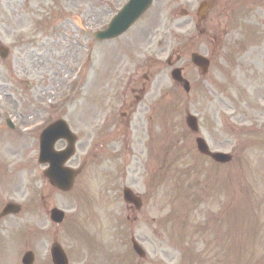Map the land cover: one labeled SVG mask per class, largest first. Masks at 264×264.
<instances>
[{
	"label": "rangeland",
	"instance_id": "rangeland-1",
	"mask_svg": "<svg viewBox=\"0 0 264 264\" xmlns=\"http://www.w3.org/2000/svg\"><path fill=\"white\" fill-rule=\"evenodd\" d=\"M126 1L0 0V44L9 50L7 58L0 57V211L10 201L22 205L21 211L0 219V264H22L27 250L34 253L32 264H52L49 246L54 240L69 264H264V129L252 128L257 118L264 126V105L261 113L254 111L255 99L264 102V0H215L201 20L196 10L206 0H154L124 36L96 41L92 31ZM241 15L247 26H259V40H248L253 44L246 47L224 46L235 37L246 38L238 30ZM177 45L181 58L175 62ZM193 51L211 60L205 76L190 61ZM232 51L238 55L234 65L228 60ZM169 57L172 66H182L189 93L171 79ZM152 58H160L163 68L147 83L144 62ZM136 78L150 88L138 102L145 123L138 127L139 135L133 125L124 127L118 159L108 156L99 165L87 160L71 191L53 190L37 162L39 132L22 135L6 125V118L23 125L36 120L68 79L71 93L76 92L70 119L79 131V97L91 101V118L94 99L129 111L130 101L141 94L126 96L127 84ZM84 81L87 86L78 92ZM162 86L164 128L159 117L147 120ZM188 112L197 117L200 134L212 149L233 153L230 162L217 164L197 154L185 122ZM148 126L154 139L147 138ZM85 149L79 140L71 163L79 164ZM162 165L167 175L156 202L144 190ZM187 167L182 180L193 189L183 198L178 174L182 177L180 169ZM123 185L143 195L141 209L123 201ZM53 206L65 211L59 224L50 220ZM131 235L146 250L144 260L133 254Z\"/></svg>",
	"mask_w": 264,
	"mask_h": 264
},
{
	"label": "flooded vegetation",
	"instance_id": "flooded-vegetation-1",
	"mask_svg": "<svg viewBox=\"0 0 264 264\" xmlns=\"http://www.w3.org/2000/svg\"><path fill=\"white\" fill-rule=\"evenodd\" d=\"M178 31V26H177ZM176 42L178 44V34L176 38ZM178 45L176 51V59L178 62ZM159 68V63L157 61H152V63L148 66L147 73L143 74L144 80L147 83H151V77L153 76L154 71H157ZM153 70V72H152ZM140 79L136 78L130 81L127 86L129 91L126 92V96L128 93L140 92V95L135 94L136 102L131 100L129 103V107L132 105L133 108H130L127 111V108H123L121 106L117 111L113 108L112 104H105L102 99H100L95 113V118L90 125L89 128H92L91 133L85 132L82 136L83 143L92 144L93 145V154L96 159L103 158L104 155H112L117 159L119 158V152L124 148V136H123V128H130L132 125L137 130L139 135L138 127L143 126L144 123H141V110L138 109V102H143L146 94L150 92V88L145 85V82H138ZM122 105V104H121ZM144 112V111H143ZM49 121H46L45 124L50 122V120H54L57 118L68 119L70 115V111L66 107H59L56 110L52 109L49 111ZM120 114V117L118 116ZM81 116V114L79 115ZM125 120H122V118ZM141 123V124H140ZM94 124V126H93ZM93 126V127H92ZM88 137H90V142H88ZM113 138V139H112ZM119 140L118 143H115V140ZM63 142V141H60ZM128 144V142H126ZM92 154L85 152V155Z\"/></svg>",
	"mask_w": 264,
	"mask_h": 264
},
{
	"label": "water",
	"instance_id": "water-1",
	"mask_svg": "<svg viewBox=\"0 0 264 264\" xmlns=\"http://www.w3.org/2000/svg\"><path fill=\"white\" fill-rule=\"evenodd\" d=\"M149 2H150V0H132L126 6V8H124L122 10V12L114 18L113 25H112L113 28L111 30V33H104L102 35L103 36L115 35L121 31H123L126 28V26H128L137 17V15H139L142 11H144L146 9ZM192 60L198 66H200L204 72L206 71L208 61L205 58L193 53L192 54ZM173 76H174V78L178 79L179 81H183V86L186 90L189 89L188 82L184 81L180 77L179 70L174 71ZM188 118H189L188 119L189 125L192 128H194V126H195L194 118L192 116H189ZM198 148L202 152H206V147L204 146L203 142L200 140H198ZM71 152H72V148L70 147L66 153H67V155H70ZM215 158L218 160H225V157H222V156H216ZM63 173H65V178L62 176ZM73 177H74L73 172L57 170V173L51 179V182L55 185H58L62 189H69L72 185ZM125 198L130 200V201L137 202L134 195L128 189L125 190ZM60 215H61V213L58 212V210L53 211V217L55 218V220L59 221ZM134 248L136 251L141 253L140 249H138V247L136 245ZM26 259L30 261L31 257L29 255H27ZM53 261H54V264H67L66 263V257L64 256L62 251L57 250L55 248H53ZM26 263H28V262H26Z\"/></svg>",
	"mask_w": 264,
	"mask_h": 264
}]
</instances>
